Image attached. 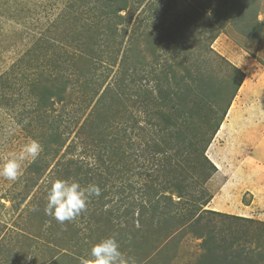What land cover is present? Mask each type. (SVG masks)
<instances>
[{"label": "rangeland", "instance_id": "1", "mask_svg": "<svg viewBox=\"0 0 264 264\" xmlns=\"http://www.w3.org/2000/svg\"><path fill=\"white\" fill-rule=\"evenodd\" d=\"M113 1L0 0V92L24 82V95L30 91L41 97L47 86L60 88L64 97L62 102L52 96L53 105L45 109L35 110L32 105L31 117L21 115L26 101L14 104L0 98V158L19 151L29 140L39 141L43 149L34 162L25 163L16 182L0 179V264H81L89 258L92 245L108 236H115L136 264H264V145H259L264 115L258 112L251 119L249 114L253 103L259 105L264 99V0H129L128 7L116 13L121 0ZM51 45L52 55L29 52ZM38 55L40 64L51 57V68L41 69ZM224 58L243 70L244 78L220 120L219 130L226 124L230 129L219 137L218 130L205 152L216 169L194 151L198 128L180 119V112L172 108L177 99L170 95L173 101L164 108L168 118L157 116L155 122L184 124L174 129L166 124L165 129L168 134L178 130L184 134L187 151L183 154L179 143L183 136L176 142L178 147L170 150L162 133L149 129L137 103L132 101L124 113L123 96L113 97L116 92H111L123 70L133 69L137 81L161 85L164 91L168 86L171 91L174 81H168L164 69L168 66L177 82L184 87L188 83L197 92L206 81L199 71H207L218 86L212 100L221 113L237 79ZM29 79L37 82L29 86ZM105 88L111 92L108 102L116 115L113 129L120 132L114 144L125 150L105 154L114 160L110 174L105 156L101 161L107 164L102 166L100 160L96 162L99 152L85 154L88 141L76 135L77 126ZM79 90L93 102L85 101V93L78 94ZM206 108L200 115H207ZM28 112L24 109V114ZM42 115L49 121L56 116V129L63 133L66 145L72 149L78 145L72 157L66 145L59 151L56 143L43 145L47 128ZM244 116L250 119L246 124ZM31 123L38 135L28 131ZM99 125L93 124L89 132ZM97 133L91 139H97ZM149 146L161 153H149ZM129 150L140 153L132 164L127 160ZM70 158L83 165L87 175L85 167L92 168L88 177L82 176L81 185L95 183L101 194L92 197L74 221L60 224L45 214L44 207L53 180H81L74 168L63 169ZM156 190L169 195L171 212L154 221L149 211L141 222L142 205L150 203L149 196ZM117 207L122 208L120 213Z\"/></svg>", "mask_w": 264, "mask_h": 264}, {"label": "trees", "instance_id": "2", "mask_svg": "<svg viewBox=\"0 0 264 264\" xmlns=\"http://www.w3.org/2000/svg\"><path fill=\"white\" fill-rule=\"evenodd\" d=\"M127 1H129V0H121L120 6H118L115 9V13L119 9L123 10V9L127 8L128 7ZM113 3H120V2H117L115 0V2L113 1ZM113 5H115V4H113ZM53 49H54V45H51V47L49 46L48 49L46 47L40 46V47H35L34 49H30L29 52L30 53L31 52H33V53L38 52L40 54L45 53L46 55H52L54 53V52H52ZM35 55H37V54H35ZM36 57L39 58V55ZM40 60H41V58H39V66L41 67V69L46 70L49 67L51 68V65H52V58L51 57H47L45 62H42L41 64H40ZM225 61L228 62L226 59H225ZM228 63H229V66L231 68V71L236 74L237 79H236L234 87L232 89L230 100L227 102V105L225 104V106L222 107L221 113H218V111H216L214 109L213 103L214 102L216 103V100H214V102L212 100L214 95H216L215 89H217L218 86H216V85L214 86L215 79L212 76H210L209 72H207V71H204V72L199 71L200 76H201L200 79L206 80V81L204 82V87L202 86V89L199 88V92H197L188 83L186 84L187 86L184 87L185 85L182 86V84L177 82L175 73H173L171 68H169L168 66L166 68L164 67V69H166L165 74L167 76L168 81H171V82L174 81L173 88L171 85V91L169 90L170 88L168 86H167L168 89L166 88V90L164 91L162 89L161 85L152 86V85H149L147 83V81H145V83L142 81H137V79L134 78V75H136V73L135 74L133 73V69L131 70L130 73H127L123 70L122 78L120 79V82L117 84V87L115 88V90H113L111 92H114V91L116 92L115 95H113V97L123 96L121 98V102L124 105V109H123L124 113L127 112L126 110L129 108L132 101L137 103L136 105L139 106L140 111H143L145 114L142 119L145 120L149 129H151L152 127H155L156 129L154 130V133H158V134L162 133V135L165 138L164 140H165L166 144L169 145L170 150H173V149L178 147L176 142H179L178 139H180V137L183 136V139L181 140V142H179L183 145V147H182L183 148L182 154H183L184 152L187 151L186 147H185V145H186L185 139L186 138H185L184 134L182 132L180 133V130L175 131V132H171V133H169L170 135L168 133H166V131H165V129L167 130L166 124L169 125L170 129H174L173 126L178 127L179 122L173 121L172 125H170V123H166L164 126L159 124V122H155V119H157V116L162 118L164 121H165V118H168V113L164 114V112H165L164 108H166L165 106H167L168 101H173L172 99H170V95L172 96V98L174 100L177 99V101L174 102L172 108H174L180 112V115H181L180 119L183 118L184 121L186 123H189V124L194 123V125L196 126L195 129L198 128V131L195 130L194 140L192 141V145L194 144V146H195L194 151L201 152L202 158L205 159L210 165H212L216 169L215 164L211 161V159L207 156V154L205 152H206L208 145L211 143L214 135L219 130L220 120L226 114V111L228 110V108L230 106L231 98L234 97V95L236 94V91L239 89V87L243 81V78H244V71L243 70H241L239 67L235 66L234 64H232L230 62H228ZM34 65H38V62H34ZM169 66H171V64ZM22 72H24V70H22ZM135 72H136V70H135ZM81 75H83V77H84L85 72L82 71ZM168 81H165V82L167 83ZM28 82H29V86L30 85L32 86L37 81H36V79H34V80L29 79ZM65 82H67V81L65 80ZM183 82H184V80H183ZM68 83L72 84L74 87L78 86V84L76 83L75 80H69ZM10 87H12V90L8 89V91H5L4 93H3V91L0 92V98L6 97V98H8V100H12L11 103H14V104L15 103L16 104L21 103V102L24 103V101H26L24 109H26V111H29V112L27 114H24V109H23V110H21V115H27V116L31 117L33 110L31 111L29 109H32L33 106L35 107V110L36 109L40 110L39 108L45 109L50 104L53 105L54 101H53L52 96H55V95H56L57 100H60V101L63 100L64 101V97L61 94L60 88H59V91H56V90H53V88H51V87L45 86V93L41 97H38L36 93L32 95L30 93V91H28L24 95V82H21L20 84L13 83ZM62 87H63L62 89L64 91L65 88H64V86H62ZM105 90H106V88L102 91L101 94L98 95L99 97L96 100V102H97L96 106H93V108L89 110L86 117L84 116V119L81 121V124L77 126V132H76V135L79 136L80 138L82 137V140L86 139L88 141L85 144V147H86L85 148V150H86L85 154H88L90 151L92 153H95V154H97V152H99V154H97L98 158H96V162H97V159L101 161V159H102L101 157L105 156V154L112 155L113 153H115V151H116L115 149L122 150V147H123L121 144H114V141L117 140V138H119L118 136L120 135V132L117 131L116 129H113L114 121H116V115L112 111L113 104L108 102V98H109L108 94L111 92H108V91L105 92ZM116 90H119V91H116ZM155 90L158 91L159 94L155 93ZM81 91L82 90L77 91L78 94L81 93ZM132 91H133V93H132ZM82 92L85 93V95H84L85 101H88L89 104H90V102H93L92 101L93 97L89 96L88 93H86L84 91H82ZM13 93H16V94H13ZM19 97H21L22 99H19ZM33 97H37V99L35 100ZM28 105H30V107H27ZM65 107H66V105H65ZM205 107H207L206 108L207 109V115L202 116V115H200V110L202 108H205ZM100 112L103 113L101 115V117H100ZM131 114H133V113H131ZM162 115H164V116H162ZM73 116L75 117V119L77 118V121H78V119L80 120V117H77L75 113H73ZM74 117H72L71 119L73 120ZM98 117L100 120H104V121H101L102 125H99L100 120H98ZM41 120L45 121V129L47 128V130H45V132L43 133L44 137L46 139V142H44L43 145L47 146L50 143H56L59 145L58 149H57V151H59L60 147L66 145V143L63 139V133H61L60 131H58L56 129V126L59 125V124L56 125L57 117L55 116L51 121H49L48 119H45L44 115H42ZM216 120H218V121L216 122ZM168 122H169V119H168ZM96 123H98L99 126H97V128H95V131L93 129L91 132H89V129H91L93 127V124L95 125ZM33 126H35V125L32 124V128H30L28 131H35V135H38V130H37L36 126L34 128H33ZM182 126H184V124H180V127H178V128H181ZM207 126H208V129L206 128ZM109 128H112V129L109 130ZM142 129L145 131L148 130V128L145 126H143ZM99 131H100V133H97ZM124 132H122V133H124ZM95 133L98 134L97 139H95V138L91 139L90 136H93ZM61 139H63V141ZM168 141L170 142V144ZM198 145H200L199 148L197 147ZM77 147H78L77 144L74 146L73 149H72V147H70L69 144L66 145L65 149H66V152H68V154H70V157H72L71 154L73 151H75V149H77ZM131 149L133 150V148H131ZM122 151H123L122 153H125V150H122ZM148 151H149V153H156V154L161 153V152H159L158 149L155 148V146H149ZM82 152H83V150H82ZM163 153H164L163 155H166L165 156L166 158L169 156L167 150H165ZM84 156H86V155H84ZM127 156H128L127 160H129L130 163L132 164V162L135 161L136 158L139 159L140 153L136 154V152H134V151L130 152V150H129L127 152ZM105 158L109 164L108 166H106V169L110 174V173H112V171H114V166H115V164L113 163L114 160L111 157L105 156ZM70 159L71 160L69 161V163L63 164V169L70 170V167L74 168V171H76L75 175L81 179V180H79V182L85 183V179H83L82 176L88 177L91 173L92 168H90L88 166L85 167L88 169V172H89V175H87V173L85 171H83V169H82L83 165L79 164L78 162H75L72 158H70ZM104 161L105 160L101 161V163L103 164L102 166L107 164V162H104ZM37 169H39V166ZM206 177H207V179L210 177L208 172H205V174H204V179H206ZM184 179H186V178H184ZM87 181H89V180H87ZM129 183L132 186V182H129ZM159 195H161V198H159ZM149 197H150V203L143 204L142 209L140 210L141 213H139V215H138L141 222H143L142 219L148 215L149 211L152 212L151 217L154 219V221H158L160 219L159 217L165 216L167 213L171 212L170 211L171 209L167 206L168 205L167 200H169L170 197H169V195L167 196L164 191L156 190V192L154 193V196H153V194H150ZM161 200H162V203H161ZM163 201H164L165 205L163 204ZM124 205H125V203H124ZM199 206H203V204H199L198 207ZM116 210L120 213V210H122V208L117 207ZM131 210H132L131 207H129L128 209L127 208L125 209L127 216L129 215L127 213H130ZM205 211H210L212 213H220V212H216V211L210 210V209H206ZM105 214L106 215L104 217H107L108 219H112V214H110V213H105ZM169 217H167V219ZM157 218H159V219H157ZM167 219H165V220H167ZM140 220H138L140 223V226L144 227V225L141 224ZM209 263L210 262H208V264ZM211 264H212V262H211Z\"/></svg>", "mask_w": 264, "mask_h": 264}, {"label": "clouds", "instance_id": "3", "mask_svg": "<svg viewBox=\"0 0 264 264\" xmlns=\"http://www.w3.org/2000/svg\"><path fill=\"white\" fill-rule=\"evenodd\" d=\"M42 150L39 141L29 140L19 151L0 158V179L16 182L23 175L25 163L34 162ZM100 194L95 183L85 186L77 180L58 178L47 190L44 212L60 224L72 222L87 210L91 198ZM81 264H136V259L122 251L115 236H108L92 245L89 258Z\"/></svg>", "mask_w": 264, "mask_h": 264}, {"label": "crops", "instance_id": "4", "mask_svg": "<svg viewBox=\"0 0 264 264\" xmlns=\"http://www.w3.org/2000/svg\"><path fill=\"white\" fill-rule=\"evenodd\" d=\"M249 78V77H248ZM246 83V80L244 81V83H243V85ZM242 85V86H243ZM241 86V87H242ZM247 88L249 87V86H246ZM263 103H260L259 105H257L256 103H253V112H250L249 114L251 115V119H252V117H253V119H255V115L259 112V113H262L263 115H264V99H262L261 100ZM258 107V108H257ZM256 109H258V110H256ZM231 115V114H230ZM243 120V122L246 124L247 123V121L248 120H250L248 117H245L244 116V118L242 119ZM236 127V126H235ZM263 127H264V125H263ZM230 129V126L228 125V124H226V126L225 125H222V128H220V130L217 132V135H218V137L219 136H221L223 133H224V131H226V130H229ZM247 132H249V130H247ZM263 136V135H262ZM248 137H249V135H248ZM260 140V139H259ZM259 145L262 147L263 145H264V138H261V140H260V142H259ZM262 149V148H261ZM263 151H264V148L262 149ZM220 168L221 169V166H219L218 164H217V168ZM220 169H219V171H220Z\"/></svg>", "mask_w": 264, "mask_h": 264}]
</instances>
